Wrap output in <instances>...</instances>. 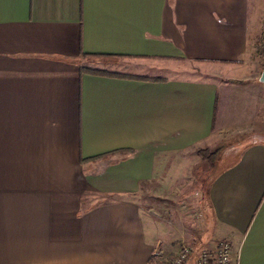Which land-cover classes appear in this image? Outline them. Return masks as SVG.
I'll list each match as a JSON object with an SVG mask.
<instances>
[{"label":"crops","instance_id":"obj_1","mask_svg":"<svg viewBox=\"0 0 264 264\" xmlns=\"http://www.w3.org/2000/svg\"><path fill=\"white\" fill-rule=\"evenodd\" d=\"M262 37L264 0H0V264H163L193 241L159 199L244 133L207 251L264 264Z\"/></svg>","mask_w":264,"mask_h":264},{"label":"rangeland","instance_id":"obj_2","mask_svg":"<svg viewBox=\"0 0 264 264\" xmlns=\"http://www.w3.org/2000/svg\"><path fill=\"white\" fill-rule=\"evenodd\" d=\"M263 38L264 37H262L255 45L254 59L258 66H261L263 63L258 58V52L263 43ZM193 68L197 70L198 75L205 70L193 66L192 64H179L178 70L179 72L190 71ZM194 76L196 77L197 75L194 73L193 77ZM244 136H246L245 133L241 135L225 134L221 139L210 144L209 148L204 149L209 152H212L219 147L222 149L221 153L215 160L214 167L212 168L208 167L207 160L202 159L196 153H192L193 163L189 166L187 172L180 174L177 190H174L171 197L159 199L161 205L160 207H156V209L158 213L160 211V216L162 217V220L164 219V223L177 226V228L181 230L186 228V232L189 236L188 238L184 236L183 239L185 241L186 239L193 241V243L190 244V253L192 254L190 258L191 261L201 251H207L211 241L215 240V236H213L215 229L214 224L209 209L205 203V193L208 182L217 169L233 161L245 145L253 142L255 139L252 137L246 140L241 139ZM154 212H156L155 208ZM166 230L167 227L162 225L161 231L164 232Z\"/></svg>","mask_w":264,"mask_h":264},{"label":"built area","instance_id":"obj_3","mask_svg":"<svg viewBox=\"0 0 264 264\" xmlns=\"http://www.w3.org/2000/svg\"><path fill=\"white\" fill-rule=\"evenodd\" d=\"M190 257V249L183 240H180L175 254L167 257L163 264H186ZM194 264H230L228 244L220 243L214 251H201Z\"/></svg>","mask_w":264,"mask_h":264},{"label":"trees","instance_id":"obj_4","mask_svg":"<svg viewBox=\"0 0 264 264\" xmlns=\"http://www.w3.org/2000/svg\"><path fill=\"white\" fill-rule=\"evenodd\" d=\"M263 42H264V38H263ZM258 58L263 61V43L261 44L260 46V49H259V52H258ZM89 73H92V74H100V75H107V74H104V73H100L98 71H88ZM216 105H217V101L215 99L214 101V107H213V116H212V122H211V129H213V124H214V118H215V115H216ZM222 149L219 147L215 150H213L212 152H209L208 150H199L197 151V154L204 160H207V163L208 164H214L216 158L218 157V155L221 153ZM115 153L119 154V155H124L127 153V151L125 150H119V151H116ZM101 157H104V156H101ZM123 158V157H122Z\"/></svg>","mask_w":264,"mask_h":264},{"label":"water","instance_id":"obj_5","mask_svg":"<svg viewBox=\"0 0 264 264\" xmlns=\"http://www.w3.org/2000/svg\"><path fill=\"white\" fill-rule=\"evenodd\" d=\"M258 82L264 85V42H263V67L259 74Z\"/></svg>","mask_w":264,"mask_h":264}]
</instances>
